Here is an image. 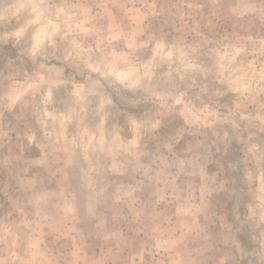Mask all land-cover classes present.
<instances>
[{"label":"rangeland","instance_id":"obj_1","mask_svg":"<svg viewBox=\"0 0 264 264\" xmlns=\"http://www.w3.org/2000/svg\"><path fill=\"white\" fill-rule=\"evenodd\" d=\"M0 264H264V0H0Z\"/></svg>","mask_w":264,"mask_h":264},{"label":"crops","instance_id":"obj_2","mask_svg":"<svg viewBox=\"0 0 264 264\" xmlns=\"http://www.w3.org/2000/svg\"><path fill=\"white\" fill-rule=\"evenodd\" d=\"M44 157V155L43 154H31V158H43ZM66 171H68V168H66L65 169V172ZM72 181H71V179L69 180V183H70V186H71V183ZM126 187H128V186H126ZM128 189V188H127ZM112 192V191H111ZM113 199V198H112ZM115 201H118L117 202V204L115 205L116 207H118V208H122V207H125V206H128V204H127V202L126 201H122V200H119V199H116ZM159 204V203H158ZM155 206H156V204H155ZM164 205L163 204H161V206H159V205H157L156 207L157 208H160V209H162V207H163ZM170 208H171V206H170ZM99 209V208H98ZM174 209H175V207H174ZM123 211V210H122ZM121 211V213H123ZM161 211V210H160ZM175 214L177 215V209H176V212H175ZM164 215V214H163ZM107 216H109V218L111 219V222L110 223H116L117 225H115V226H112V229L111 230H113V232L115 233V232H117V235L119 236V237H123V239L124 240H140V244H142V239H144V238H147L150 234H148L149 233V230H147V232H145V231H139V230H132V231H129V230H124V226H123V224L124 223H126L125 222V217H127V216H121L120 215V218H114V217H112L111 216V214L110 215H107ZM165 220H166V218H165ZM79 224V223H78ZM97 224V220L95 219V220H93L91 223H90V225H92L93 226V230L92 231H89L90 233H91V235L89 236V237H87L88 235H89V232L87 233V231H83L82 229V231H83V236H84V239L86 240V242L88 243V240L90 239V240H93V239H95L96 241H101L103 238H104V236H105V231H104V229H102V228H98V230L96 229H94V226ZM85 225V224H84ZM80 228H81V225L79 226ZM94 232V233H93ZM112 232V233H113ZM120 233H122V234H120ZM166 235H165V232H163L162 234H159L158 235V237H160V238H166L165 237ZM173 235H171V237H172ZM177 236L178 237H180L181 236V233H180V235L179 234H174V237L175 238H177ZM80 239V238H79ZM89 244H91V243H89ZM89 244H87L88 246H87V248H85V250H86V253L88 254L89 252H91V250H89ZM97 248H99L98 246H97ZM140 248H141V246H140ZM110 249H111V251H112V254H114V255H120V256H129L130 255V248H129V245H128V242H124L123 244H118L117 246H116V243H114L111 247H110ZM103 251L105 252V250L103 249ZM103 251L101 250V252H100V254H103ZM106 252H108L107 251V249H106ZM111 253V252H110ZM95 254L96 255H98V253H97V250H95ZM150 254V252H148L147 250L145 251V255L147 256L146 258H149L148 257V255Z\"/></svg>","mask_w":264,"mask_h":264}]
</instances>
